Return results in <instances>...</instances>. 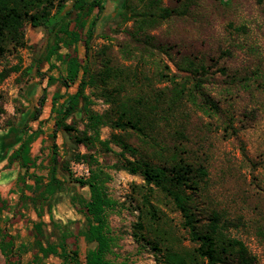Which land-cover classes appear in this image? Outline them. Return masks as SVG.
Masks as SVG:
<instances>
[{"label": "rangeland", "instance_id": "374dc122", "mask_svg": "<svg viewBox=\"0 0 264 264\" xmlns=\"http://www.w3.org/2000/svg\"><path fill=\"white\" fill-rule=\"evenodd\" d=\"M62 1L65 8L60 17L71 21L77 12L73 7L75 0ZM118 1L105 0L98 14L89 44L90 64L99 67L100 57L93 55L104 48L111 65L122 72L108 87L119 80L124 82L122 76L138 68L140 73L135 84L127 88V94L146 93L149 102L156 99L159 103L155 115L149 119L151 123L143 129L145 134L103 125L99 128V139L111 140L112 134L119 136L136 151L135 155L124 152V156L133 159L143 155L153 165L170 163L173 153L193 167L202 165L207 174L199 183V190L192 194L195 218L204 220L216 211L235 220L236 227H231L230 233L247 245L258 264H264V0H158L175 13L147 27L149 39L143 33L132 36L134 18L125 19L118 14ZM96 12L94 8L90 17ZM23 30L25 46L0 54V74L4 73L0 80L1 213L6 214L7 205L18 199L19 168L17 162L8 167L6 163L22 137L19 128L27 124L37 129L40 121L39 135L30 148L36 164L33 172L47 175L53 143L60 164L68 166L72 177L89 173L85 162L73 159L76 153H91L95 157L93 166L98 172V182L112 201L106 210L112 236L106 257L114 264H157V252L135 235L140 219L147 238L153 237V228L163 237L161 248L169 244L164 238L173 234L179 240L173 244L176 248L190 246L181 214L169 196L158 188L150 191L141 175L117 166L122 150L117 143L110 141L107 147L98 141L75 144L61 130L56 131L54 139L50 138L52 94L74 92L76 83L69 87L57 81L47 84V75L55 76L57 71H49L42 58L54 36L43 27L28 23ZM74 47L78 56L84 58L82 42L78 41ZM189 61L196 66L202 64L203 70L193 71ZM197 77L201 78V91L216 104V109L206 104L193 88ZM175 86H183V90L179 101L169 109ZM43 88L46 99L41 113L37 120H30L29 113L38 106ZM101 92L100 86H86L89 108L113 115L110 96ZM67 120L80 130L87 122L81 109ZM59 176L63 180L61 188L42 206L44 226L40 238L46 244L57 242L60 231L77 235L79 258L83 261L93 244L83 240L81 232L86 219L73 197L87 198L89 191L87 186L73 182L65 169H59ZM144 196L153 207L154 216L146 212L142 215L140 204ZM33 207L29 201L28 209L14 215L10 212L2 226L17 235L18 241L27 243L20 264H59L61 260L53 255L34 258L36 248L31 234L39 219ZM72 240L67 239L69 246ZM0 264H5L1 251Z\"/></svg>", "mask_w": 264, "mask_h": 264}, {"label": "trees", "instance_id": "16d2710c", "mask_svg": "<svg viewBox=\"0 0 264 264\" xmlns=\"http://www.w3.org/2000/svg\"><path fill=\"white\" fill-rule=\"evenodd\" d=\"M104 2L105 0H75L73 7L77 12L70 21L65 20V17H60L65 8L62 0H0V54L25 46L23 29L27 23L32 27H43L48 33L53 34V42L45 49L42 60L47 63L49 71L54 69L57 73L55 76L47 75V84L57 81L61 86L69 87L76 83V89L71 93L55 92L52 95L50 113L53 116V129L49 134L50 138L54 139L56 131L61 130L68 134L75 144L90 145L98 141L107 147L110 141H114L122 149L119 152L117 166L131 174L141 175L150 191L158 188L169 196L172 204L181 214V224L191 245L176 248L173 244L179 243V240L178 237L174 238L173 234L169 238H164L169 244L161 248L163 237L158 234L156 228H153V237L147 238L140 219L136 223L137 234L135 235L157 252V264H258L255 255L247 245L230 233V228L236 227L235 220L216 211H212L204 220L195 218L192 209L194 205L192 194L199 190V183L207 174L202 165L193 167L181 157L176 158L174 153L170 157V163H163L162 166L153 165L143 155L133 159L124 156V152L135 155L136 151L119 136L112 134L111 140L99 139V128L103 125H111L113 128L124 130L129 128L139 134H145L143 129L151 123L149 119L155 115L154 111L159 103L156 99L153 103L149 102L146 93L135 96L127 94V88L135 84L140 73L138 68L130 70L128 76H122L124 82L119 80L115 85L108 87L112 80L121 77L122 72L119 67L111 65V58L106 55L104 48H99L93 55L95 58L100 57L99 67L91 66L90 39L98 20V14L104 8ZM94 8L97 11L96 15L90 17ZM117 8L121 17L134 18L135 29L132 36L143 33L146 39L151 38L145 32L147 27L175 13L174 9L161 6L158 0H119ZM78 41L82 42L84 58L78 56L76 47H74ZM188 64L196 72L204 68L202 64L196 66L191 61ZM3 76L4 73L0 74V80ZM200 79L194 78L193 88L202 95L206 104L216 109V104L201 91ZM172 81L175 80L172 79ZM86 86H100L101 94L105 93L110 96L109 100L114 104L113 115L107 112L97 113L89 108L90 100L85 93ZM182 90L183 86L172 88L169 109L179 101ZM45 99V88H43L38 98V106L29 113L30 120L38 119ZM78 109H81L87 118L83 130L78 129L74 122L67 120ZM40 123L39 121L37 129L27 124L19 128L22 139L7 160L8 163L17 161L21 173L17 180L19 190L17 201L13 205H7L6 214H2L0 208V251L4 255L5 264H20V258L28 248L26 242L18 241L17 235L10 233L5 226H2V223L5 219H9L10 212L14 215L28 209L29 201L33 204L39 219L31 234L33 245L36 248L34 258L53 255L61 260L59 264H114L106 257L112 243L106 210L111 206L112 201L103 192L98 182V172L93 166L96 161L95 157L91 153H76L73 159L85 162L89 173L87 176L72 177L68 166L60 164L57 146L53 143L47 175L30 173L29 169L36 165L35 159L30 155V145L39 135ZM60 168L67 171L73 182L80 186H87L89 191L87 198L73 197L74 204L81 205L86 219L81 232L83 240L87 244H93L86 251L83 261L79 258L77 235L60 231L57 242L46 244L40 238L44 226L42 206L61 188L63 183L59 176ZM30 178L33 179L30 180L31 183L28 182ZM27 191L34 195L29 196L26 194ZM39 204L41 208L38 207ZM140 206H142V215L145 212L150 213V216L155 215L147 196L143 197ZM49 219L53 221L50 213ZM68 238H73L72 246L68 245ZM13 257H15L14 260H12Z\"/></svg>", "mask_w": 264, "mask_h": 264}, {"label": "crops", "instance_id": "0c3cea01", "mask_svg": "<svg viewBox=\"0 0 264 264\" xmlns=\"http://www.w3.org/2000/svg\"><path fill=\"white\" fill-rule=\"evenodd\" d=\"M53 95V94H52ZM50 106H51V103H50ZM52 115V114H51ZM21 139H22V137L20 138V140L18 141V143H17V145H16V148H17V146H18V144L20 143V141H21ZM30 148H31V145H30ZM31 155V154H30ZM32 157V156H31ZM13 162V161H12ZM11 162V163H12ZM14 162H17V161H14ZM8 164H10V163H8V161H7V163H6V167H8ZM17 165H18V168H19V164H18V162H17ZM33 170H34V168L32 167V168H30L29 169V172L30 173H32L33 172ZM21 173V170H20V168L18 169V174H17V180H18V175ZM33 173H35V174H37L36 172H33ZM38 175V174H37ZM30 180H33L32 178H30V179H28V182L29 183H31L32 181H30ZM18 190V189H17ZM18 192H19V190H18ZM26 194H28L29 196H32V192H30V191H27L26 192Z\"/></svg>", "mask_w": 264, "mask_h": 264}]
</instances>
